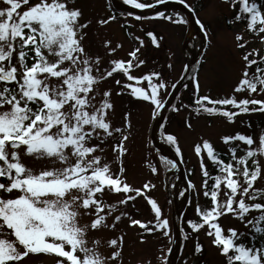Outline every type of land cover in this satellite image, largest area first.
<instances>
[{"label": "snow or ice", "instance_id": "1", "mask_svg": "<svg viewBox=\"0 0 264 264\" xmlns=\"http://www.w3.org/2000/svg\"><path fill=\"white\" fill-rule=\"evenodd\" d=\"M124 2L137 9L152 7L138 0ZM156 2L163 4L165 0ZM2 3L6 6L0 7V178H4L0 182V264H28V259L40 254L52 257V264H123V234L104 241L98 233L115 230L122 217L146 233L161 231L169 236L170 227L152 197L145 198L154 212L153 221L134 219L119 207L145 196L144 190L154 185L145 184L141 189L127 182L123 158L128 152L125 142L130 137V114H124L123 126L114 125L112 89L102 85L113 78L120 86L116 95L127 92L149 102L156 115L165 106L161 95L167 85L162 74L152 70L133 75L146 63L138 57L139 48L128 54L130 59H111L109 66L102 68L101 55L85 47L84 30L91 21L81 22L83 12L75 0ZM179 3L194 11L186 0ZM223 3L235 12L229 23H243L244 30L264 44V0ZM158 16L176 24L187 23L182 16L173 19L163 12ZM116 19L110 15L98 24L108 25ZM196 23L204 36L210 37L205 24L199 19ZM147 35L158 46L156 35ZM234 43L244 50L241 79L232 95L213 99L199 95L200 84L193 77L197 114L222 115L234 123L241 114L264 113V99L235 96L242 91L264 94V53L249 49L250 41L241 32L234 36ZM104 47L111 55L122 45L111 47V41L105 40ZM121 75L123 83L115 78ZM166 139L177 144L174 135ZM221 139L228 145L227 161L207 140L195 146L206 178L203 195L210 198L211 205L203 209L197 205L199 220H188V226L198 232L207 225L206 235L225 264H264V187L257 186L264 181V134L254 137L238 132ZM109 150L111 162L107 159ZM205 150L216 175L210 176L204 164L201 153ZM25 157L42 166H30ZM116 163L119 167L114 170ZM166 163L176 167L172 160ZM151 170L157 171L155 167ZM208 179L213 181L211 186ZM106 192L123 196L116 203H107ZM253 212L256 215L249 218ZM227 214L250 226V244L237 242L244 232L235 228L225 232L219 220ZM105 243L112 249L107 254L101 251ZM202 247L197 242L195 252H201ZM160 259L168 264L167 255Z\"/></svg>", "mask_w": 264, "mask_h": 264}, {"label": "rangeland", "instance_id": "2", "mask_svg": "<svg viewBox=\"0 0 264 264\" xmlns=\"http://www.w3.org/2000/svg\"><path fill=\"white\" fill-rule=\"evenodd\" d=\"M138 2L151 4L156 0H138ZM186 2L197 9L198 19L210 31L207 49L197 77L200 84V96L208 95L213 99H218L232 95L233 88L241 79L243 68L241 56L244 51L235 47L234 36L241 32L245 39L250 41L247 47L249 49L258 48L262 53H264V44H261L258 39H254L250 33L245 31L241 23L226 24V19L230 21L235 12L223 3V0H186ZM5 6L0 0V7ZM75 6L83 12L81 22L91 21L88 28L84 30L87 32L84 43L87 49L101 55V67H108L111 59L128 60L130 59L128 54L139 48L138 57L145 60L146 63L135 69L133 75H143L152 70L160 72L167 85V90H162L161 95L164 102L172 91V86L183 76L187 66L188 61L183 52L186 38L189 35L187 23H172L159 18L158 15L141 20H136L134 16H125L110 22L108 25L101 26L98 21L111 15L107 0H75ZM163 13L167 16H173V19H178L181 16L184 18L183 14L177 10ZM148 32L156 35L158 46L152 43L151 37L147 35ZM209 39H211V43H209ZM105 40L111 41V47H116L117 44L122 45V47L117 48L114 54L109 55L104 47ZM141 40L143 45L140 44ZM194 47L197 50L200 48L198 35H195ZM115 78L121 79L122 83L124 82L122 75ZM102 86L112 89L111 100L114 103V113L111 119L114 125L123 126L124 114H130V137L125 142L128 152L123 158V166L126 170L124 176L127 182L133 187L141 189L145 184L154 185V187L144 190L145 196L137 197L128 205L119 207L121 210L127 211L129 216L134 219H140L144 222L153 221L154 212L145 198L146 196L152 197L162 209L163 218L168 220L170 232L169 236H164L161 231L146 233L139 226H131L127 217H122L115 230L104 229L97 235L107 241L123 234V264H162L160 258L163 255L168 256V249H171L173 241L171 206L164 190V177L170 167L161 160V156H158L159 154L150 139V127L155 116L153 115L154 106L149 102L134 98L127 92L116 95L120 86L115 84L113 78L106 80ZM144 86H146V82ZM189 96L190 92L188 94L183 93L179 97L175 104V111L171 113L172 115H167L168 118H166L167 120H165L161 130L166 135H174L177 139L176 145L180 149L187 176V187L183 190L184 195L182 197V199H186L187 205L185 204L182 214L190 217L191 219L187 218L189 220H196L197 205L200 206L205 199L203 195L205 189L202 185L206 178L202 174L200 157L195 152V146L202 145L203 141L207 140L215 150L227 152L228 145L223 143L221 139L225 135H234L239 132L255 137L264 134L263 127L256 122L258 115H264V113L241 114L235 118L234 123L228 122L226 118L213 115L195 118L188 114L189 108L186 101H188ZM235 96L237 99H264V94H250L247 91L235 93ZM189 123L191 127H188ZM201 155L208 170L212 162L207 157L206 150L202 151ZM24 159L30 166L36 168L42 166L39 162L33 164L29 157ZM107 159L110 162L112 160L110 150ZM261 163L264 164V160ZM118 167V163L113 164L114 170ZM152 167L157 169L155 173L152 172ZM3 181L4 178H0V182ZM257 186L264 187V181L258 182ZM122 196V193L106 192L104 199L107 203H116ZM220 198L224 199L223 195ZM255 215L256 213L253 212L249 218ZM87 219L90 218H85V220ZM111 222L112 218L110 217L109 223ZM219 223L225 232L229 228H235L244 233L250 229V226L246 227L244 223L231 214L222 216ZM206 229L207 225L198 232L193 231L189 226L187 227V238H184V245L182 239L176 264H225V258L212 245L211 237L206 235ZM141 238H143V242H141ZM241 240L237 242L240 243ZM197 242L203 246L199 253L195 252ZM111 250L106 243L101 248L105 254ZM28 264H52V257L43 254L33 255L28 259Z\"/></svg>", "mask_w": 264, "mask_h": 264}, {"label": "water", "instance_id": "3", "mask_svg": "<svg viewBox=\"0 0 264 264\" xmlns=\"http://www.w3.org/2000/svg\"><path fill=\"white\" fill-rule=\"evenodd\" d=\"M113 8L120 12L133 14L137 16H151L161 11H164L168 8H174L185 13V16L188 21V33L194 31L195 34L200 36L201 47L197 52L196 56L191 60H188V71L182 80L176 85L168 99L164 102V108L157 113L153 119L150 136L154 142V145L158 152L168 160L175 162L176 167L171 168L167 175L165 176V191L169 200L171 202V211H172V223H173V232L174 238L172 243L171 252L168 257V264H176V258L178 255L180 243H181V210L179 208V197L183 189L187 187V181L185 176L184 164L181 161L177 152L163 139L160 134V127L165 119L169 109L172 107L175 102L178 94L181 90L192 80L199 70L202 57L204 55L206 46H207V37L204 36L203 30L200 29L199 25L196 23V16L194 11L185 7L179 3V0H165V3H155L152 4V7L145 9H137L134 6L126 4L123 0H111ZM229 25V21L227 20ZM189 36V35H188ZM202 36V37H201ZM188 38V37H187ZM186 38V40H187ZM179 170L181 172L179 182L176 186L171 187L168 183V175L171 171Z\"/></svg>", "mask_w": 264, "mask_h": 264}, {"label": "trees", "instance_id": "4", "mask_svg": "<svg viewBox=\"0 0 264 264\" xmlns=\"http://www.w3.org/2000/svg\"><path fill=\"white\" fill-rule=\"evenodd\" d=\"M237 7H239V5H237ZM194 10L197 12V9H196L195 7H194ZM110 11H111L112 15H115V16L117 17L116 20H119L120 17L122 18L123 16H126V15H123V14H120V13L116 12V11L113 10L111 7H110ZM234 15H235V14H234ZM234 15L232 16V18L234 17ZM231 20H232V19H231ZM241 24L243 25V23H241ZM243 26H244V25H243ZM254 67H255V66H253V69H250V72L254 70ZM196 79H197V78H196ZM189 92H190V96H189V98L187 99L188 101H186L187 106H188V108H189V113H188L189 116L191 115L192 117H195V118L203 117V116H212V115H210V114H208V113H205V112H202V111H201L199 114H197V112H196V107H197V105H196V103H195L196 95L194 94V93H195L194 80L191 82V84L187 85V86L184 88V90L182 91V93L180 94V96L183 95V93L188 94ZM199 95H201L200 92H199ZM180 96H179V97H180ZM179 97H178V99L176 100L175 104H176L177 101L179 100ZM175 104H174V105H175ZM174 111H175V109L172 107L171 110H170V112H169V114H171V113L174 112ZM169 114H168V116H169ZM171 115H172V114H171ZM168 116H167V118H168ZM213 116H218V117L225 118V117H223L222 115H213ZM166 120H167V119H166ZM256 122L258 123L259 126L263 127V129H264V115H258V120H257ZM248 123H249V121H248ZM162 133H163V132H162ZM163 137H164L165 139L167 138L166 133H163ZM166 140H167V139H166ZM171 145H172L175 149H177V145H173V144H171ZM216 151L222 154V158H223L225 161L228 160V154H227V152L222 151V150H216ZM179 153H180V151H179ZM161 160H162L164 163H166V161H165L164 159L161 158ZM168 166H169V165H168ZM208 172H209L210 176H213V175L218 174V173H217V169L215 168V166L213 165V163L210 165V167H209V169H208ZM212 183H213V181H212L211 179H208V184H209V186H211ZM190 204H191V203H190ZM210 204H211V200H210V198H206V197H205V199L202 201V204L200 205V207L203 209V208H205V207L210 206ZM188 207H189V205H188ZM187 218H190V217H186L184 214L182 215V235H183V245H184V238H185V239L187 238V232H186V230H187V227H188V223H187V221L189 220V219H187ZM190 219H191V218H190ZM198 220H199V217L197 218V215H196V220L194 219L193 221H198ZM249 232H250V229L245 233V235H244V237L242 238V240L240 241V243H241V242L248 243V244L251 243V241L249 240V235H248ZM257 243H259V240L257 241Z\"/></svg>", "mask_w": 264, "mask_h": 264}, {"label": "bare ground", "instance_id": "5", "mask_svg": "<svg viewBox=\"0 0 264 264\" xmlns=\"http://www.w3.org/2000/svg\"><path fill=\"white\" fill-rule=\"evenodd\" d=\"M175 11L174 9L168 8L166 12ZM195 32L191 31L184 45V53L189 60L194 58L197 54V49L194 47ZM180 177V171H174L168 176V182L171 187H174L178 184ZM186 204V199H180L179 208L180 210L184 209Z\"/></svg>", "mask_w": 264, "mask_h": 264}]
</instances>
